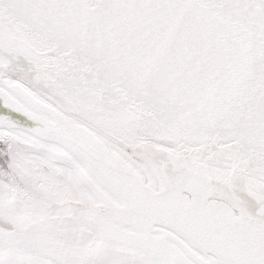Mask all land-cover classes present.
Segmentation results:
<instances>
[{
	"label": "snow or ice",
	"instance_id": "snow-or-ice-1",
	"mask_svg": "<svg viewBox=\"0 0 264 264\" xmlns=\"http://www.w3.org/2000/svg\"><path fill=\"white\" fill-rule=\"evenodd\" d=\"M0 264H264V0H0Z\"/></svg>",
	"mask_w": 264,
	"mask_h": 264
}]
</instances>
